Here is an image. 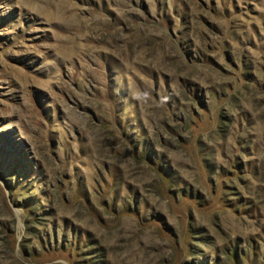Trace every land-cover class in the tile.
Listing matches in <instances>:
<instances>
[{
    "label": "rangeland",
    "instance_id": "374dc122",
    "mask_svg": "<svg viewBox=\"0 0 264 264\" xmlns=\"http://www.w3.org/2000/svg\"><path fill=\"white\" fill-rule=\"evenodd\" d=\"M0 264H264V0H0Z\"/></svg>",
    "mask_w": 264,
    "mask_h": 264
}]
</instances>
